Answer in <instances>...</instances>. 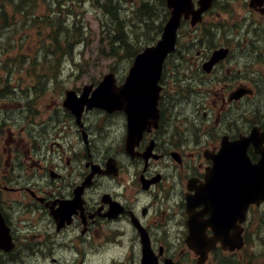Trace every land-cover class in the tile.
Returning <instances> with one entry per match:
<instances>
[{"label": "flooded vegetation", "instance_id": "af4514ba", "mask_svg": "<svg viewBox=\"0 0 264 264\" xmlns=\"http://www.w3.org/2000/svg\"><path fill=\"white\" fill-rule=\"evenodd\" d=\"M238 26L258 40V25ZM244 35L235 25L229 36L221 35L232 46L229 66L244 58L234 50ZM212 50L203 46L196 64ZM243 50L248 58L264 57L253 43ZM205 86L211 87L203 93L218 96L244 85L223 75ZM90 114L80 126L57 100L49 107L36 104L26 122L36 129L5 137L0 213L11 241L0 245V264H142L145 247L156 264H198L187 244L186 197L205 180L221 139L234 140V103L217 119L194 121L199 129L192 132L176 130L173 111L162 105L158 127L147 130L132 152L123 113L97 120ZM219 246L204 264H234V252Z\"/></svg>", "mask_w": 264, "mask_h": 264}, {"label": "rangeland", "instance_id": "374dc122", "mask_svg": "<svg viewBox=\"0 0 264 264\" xmlns=\"http://www.w3.org/2000/svg\"><path fill=\"white\" fill-rule=\"evenodd\" d=\"M80 3L81 8L78 7L77 10L80 11L83 9L85 15H82V19L86 21L85 23L89 25L92 32L89 35L87 44H84V46L73 52V55L77 56L75 62H72L71 59L64 62L63 56H56L52 48H46V46H49V42L46 41L48 35L46 31L47 26H28L23 31L5 35V40L0 42V49H2V53L0 52V77L7 73L6 70L15 68L13 84L16 87H21L19 89L20 92L25 91L26 85L31 82L32 73L17 71L24 68L28 62L31 63V66L37 67L40 65L39 61L43 60V58L50 59L51 61H54L55 58H60L62 63L64 62L62 64L63 79L61 80L64 91L72 88L75 84L82 86L87 83H97L112 68L117 70V78H124L130 65L128 66V61L122 60L118 62V59H113L110 56L112 47L109 46L107 36L99 26L101 12L95 10L91 3L83 1L77 4ZM140 4H142L141 0H128L127 2L128 8H135ZM40 10L41 15L49 12L45 8H40ZM135 24L136 27L132 30V33L137 43H140L141 40L148 41L151 33L147 29H143L139 23L136 22ZM77 64L81 65V70L75 68L74 65ZM260 66L264 70V62ZM169 68H171V65H169ZM49 73L52 74L50 68H47L43 74ZM257 81L264 84V79L262 78H257ZM2 104L5 103L2 102ZM190 109L185 107L183 111L187 112ZM16 122V130L23 131L21 119L17 118ZM3 134V130H0V154L4 153L3 146L5 139L1 138ZM250 220L251 222L248 228L249 244L245 250L237 252L234 255V260L248 264H264V207L261 210L253 212Z\"/></svg>", "mask_w": 264, "mask_h": 264}, {"label": "water", "instance_id": "95a60500", "mask_svg": "<svg viewBox=\"0 0 264 264\" xmlns=\"http://www.w3.org/2000/svg\"><path fill=\"white\" fill-rule=\"evenodd\" d=\"M170 7L174 8L173 17L168 24L163 41L156 48L148 49L147 52L140 55L131 70L127 84L122 89H117L115 85L114 75L105 77L99 88L94 92L92 100L83 101V104L88 103L90 107H101L108 109L122 108L131 115L132 126L137 124L140 118L136 117L137 113L144 111L145 107L155 102V96L150 93L153 90L151 77L152 66L154 68L160 64L163 58L174 48L175 26L181 19V14L192 8L191 0H169ZM91 90V87L88 88ZM117 90V91H116ZM243 166V163H240ZM239 165L234 163V179L236 176L245 177V175L237 174ZM250 179L254 183L255 191L261 192V197L264 200V172H254ZM257 175V177H256ZM253 191V190H252ZM246 189L242 190V194ZM256 202L251 197H243L239 199L238 194H234V206L221 201L218 209L214 212L209 220L215 232V237L211 240H206L203 237L193 240L191 246L198 251H207L214 248L215 243L221 241L224 248L229 246L231 249H241L244 245L242 233L244 229L241 224L246 220V212L250 204ZM234 229V234H229L230 229ZM213 242L212 245L208 243Z\"/></svg>", "mask_w": 264, "mask_h": 264}, {"label": "trees", "instance_id": "16d2710c", "mask_svg": "<svg viewBox=\"0 0 264 264\" xmlns=\"http://www.w3.org/2000/svg\"><path fill=\"white\" fill-rule=\"evenodd\" d=\"M37 0H0V10L6 9V8H17L22 9L25 7L33 8L36 6ZM103 6L105 7V11L109 14V18L111 20V27L114 28L113 32L116 33L114 36L116 39V44L124 49H127L129 51V48L131 47V42L129 39V35L126 32V28L124 27L125 19L121 15V11L119 10V3L118 0H105V3H103ZM164 9L165 5L163 0H159L157 2V9ZM138 19H144L145 22H149L150 19L154 16L156 11L148 10L147 3H145L140 9L137 10ZM7 15L5 13L0 12V27L2 28L5 24H7ZM62 28H61V34L63 36V50H68L67 52H70L72 48V43L75 42H81L84 40V33L81 31V28L78 26V21L74 20L69 26L68 24H65V21L62 20ZM148 24V23H146Z\"/></svg>", "mask_w": 264, "mask_h": 264}, {"label": "bare ground", "instance_id": "6f19581e", "mask_svg": "<svg viewBox=\"0 0 264 264\" xmlns=\"http://www.w3.org/2000/svg\"><path fill=\"white\" fill-rule=\"evenodd\" d=\"M103 3H105V0H97V8L101 12H104L106 10L105 7L103 6ZM21 14H23L26 17H29L30 16L31 20H33L34 19L33 16L35 14V10L34 9H31V8H28V7H25V8H22L21 9ZM47 25L48 24H45V26H47ZM41 28H43V27H41ZM53 68H56V66H54Z\"/></svg>", "mask_w": 264, "mask_h": 264}]
</instances>
